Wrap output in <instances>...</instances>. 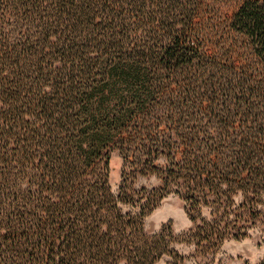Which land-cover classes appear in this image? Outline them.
Masks as SVG:
<instances>
[{
  "label": "trees",
  "instance_id": "16d2710c",
  "mask_svg": "<svg viewBox=\"0 0 264 264\" xmlns=\"http://www.w3.org/2000/svg\"><path fill=\"white\" fill-rule=\"evenodd\" d=\"M168 194L201 250L264 225V0H0V264H173Z\"/></svg>",
  "mask_w": 264,
  "mask_h": 264
},
{
  "label": "rangeland",
  "instance_id": "374dc122",
  "mask_svg": "<svg viewBox=\"0 0 264 264\" xmlns=\"http://www.w3.org/2000/svg\"><path fill=\"white\" fill-rule=\"evenodd\" d=\"M120 158L113 155L110 161L111 184L116 189L120 180ZM162 164L161 161H155ZM160 177L151 172L140 174L135 180L134 187H145L152 189L159 187ZM144 227L149 233L159 230H166L170 234L169 241L174 245L176 252L165 257L173 264H244L255 262L264 256V225L254 227L249 236L235 240L223 241L218 247L201 250L197 242H186L178 235L187 230L194 229L187 210L183 207L182 201L174 194H168L160 198L155 207L144 218ZM169 229V231H167ZM119 264H131L125 261ZM156 264H166L164 260Z\"/></svg>",
  "mask_w": 264,
  "mask_h": 264
}]
</instances>
